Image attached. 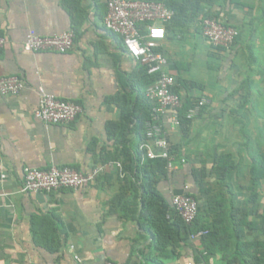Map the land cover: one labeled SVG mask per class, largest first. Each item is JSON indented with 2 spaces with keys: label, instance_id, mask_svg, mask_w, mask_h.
<instances>
[{
  "label": "crops",
  "instance_id": "obj_1",
  "mask_svg": "<svg viewBox=\"0 0 264 264\" xmlns=\"http://www.w3.org/2000/svg\"><path fill=\"white\" fill-rule=\"evenodd\" d=\"M135 1L187 2L183 17L164 26L158 51L182 101L210 100L192 122L176 130L167 126L170 149L185 163L154 179L150 192L168 203L175 195H195L200 212H207L200 224L212 230L221 216L219 201L226 212L238 209L247 221L259 222L264 208L256 196L264 194V177L252 181L251 169L254 161L264 168V0ZM195 5L201 12L194 14ZM105 15L104 0H0V36L6 40L0 78L16 76L24 83L19 96L0 94V264H225L217 249L206 262H196L205 253L198 239L162 252L152 245L151 223L140 216L142 193L134 199L116 166L123 140L131 153L141 142L140 124L125 122L123 113L136 104L145 74L105 29ZM207 17L237 30L230 48L202 38ZM31 30L39 36L70 31L73 47L65 54L25 52ZM40 89L79 105L82 113L69 124L38 122L33 113ZM218 158L232 167L223 184L212 172ZM51 166L81 174L104 170L79 191L21 193L26 169ZM244 232L247 242L262 240ZM229 250L234 252L233 241Z\"/></svg>",
  "mask_w": 264,
  "mask_h": 264
},
{
  "label": "built area",
  "instance_id": "obj_2",
  "mask_svg": "<svg viewBox=\"0 0 264 264\" xmlns=\"http://www.w3.org/2000/svg\"><path fill=\"white\" fill-rule=\"evenodd\" d=\"M106 15L103 25L106 30L118 37L126 53L142 67L146 74L155 78L146 87L145 98L150 106V119L145 125V138L138 146L142 161L165 159L170 170H175L174 158L168 153L169 141L167 126L172 130L180 128L179 111L183 101L173 91L175 79L167 73V58L158 51L160 43L165 39L164 26L170 23L174 12L163 2L135 0H104ZM145 26L142 32L141 26ZM201 36L215 48H230L238 35L235 28L226 26L213 19L206 18L201 22ZM6 40L0 36V49ZM74 44V34L70 31L53 36H39L29 31L23 43V50L28 53L54 52L65 54ZM24 90V83L16 76L0 78V94L19 96ZM38 107L34 111L35 120L45 125L69 124L81 113L82 108L68 101L56 99L54 96L39 90ZM210 105L208 98L202 97L193 101L185 114L186 120L192 122ZM181 164L185 160H180ZM120 174V163H116ZM100 166L87 174H81L70 168L51 166L47 170L26 169L21 193L52 194L61 190L79 191L93 184L103 172ZM186 189V188H185ZM5 194L0 192V199ZM171 205L187 225H191L199 214L197 201L186 193L171 197ZM206 231H199L191 236L197 240ZM102 264H113L104 262Z\"/></svg>",
  "mask_w": 264,
  "mask_h": 264
},
{
  "label": "trees",
  "instance_id": "obj_3",
  "mask_svg": "<svg viewBox=\"0 0 264 264\" xmlns=\"http://www.w3.org/2000/svg\"><path fill=\"white\" fill-rule=\"evenodd\" d=\"M186 4L187 2L184 6H171L166 4L174 12L172 21L183 17L182 11L184 7L186 8ZM191 8L194 10V14L201 12V9L197 5ZM207 18L219 22L215 17ZM142 68L146 80L143 84L144 88L137 96L134 107L123 113V120L125 122L137 121L140 124L141 142L145 138V125L150 119V106L145 98V89L155 80L154 77L146 74L144 67ZM173 91L178 94L176 87H174ZM192 104L193 101L191 100H183L182 109L179 111L180 127L190 123V121L186 120L185 114ZM138 146L135 152L131 153L129 141L126 139L123 140L119 144V154L116 162L121 165V170L124 174L122 177L123 181L129 182V189L136 194L134 195V199L137 200L138 198L137 192L142 193L140 201L143 203V209L140 216L146 218L151 223L152 245L157 251L162 252L167 247L174 249L182 248L187 244L188 240H191V236L199 231H206L207 233L204 236L198 238L205 253L197 254L194 258L196 262H206L210 256L215 254L217 249V253H221L225 257V264H264V217L259 222L256 220L249 222L246 220L247 216L245 212L241 211V213L240 210L232 208L226 212L225 208L222 207V201H219L217 202V213H220L221 216L217 218V228L214 227L212 230L208 226L200 224V218L207 213L206 210L200 212V209L196 220L191 225L185 224L171 205V202L168 203L159 195L150 192V187L154 183V179L166 177L173 171L169 169L168 161L161 158L142 161L141 155L138 152ZM168 153L174 158L175 166L179 164L183 165L180 162L181 159L177 160L176 154L170 149V146ZM231 169L232 167L226 158L216 159L212 172L217 183L223 184L227 180ZM251 171L252 181L264 177V168H261L260 163L256 161L253 162ZM187 195L199 202L195 195L189 193ZM153 204L155 209L152 207ZM133 207V209L128 210V214L132 217L136 212L135 210H137L135 203ZM227 219L230 221V224L226 226L225 221ZM245 230L248 234L256 233V235L262 236V240L258 241L255 239L254 242H247V237L244 234ZM231 241L234 242V252L229 254ZM252 248L253 253L250 252Z\"/></svg>",
  "mask_w": 264,
  "mask_h": 264
},
{
  "label": "rangeland",
  "instance_id": "obj_4",
  "mask_svg": "<svg viewBox=\"0 0 264 264\" xmlns=\"http://www.w3.org/2000/svg\"><path fill=\"white\" fill-rule=\"evenodd\" d=\"M257 202L259 203V208H264V194L256 196ZM263 210V209H262Z\"/></svg>",
  "mask_w": 264,
  "mask_h": 264
}]
</instances>
